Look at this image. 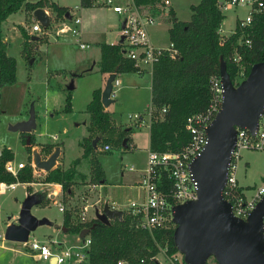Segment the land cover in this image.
<instances>
[{
	"label": "rangeland",
	"instance_id": "obj_1",
	"mask_svg": "<svg viewBox=\"0 0 264 264\" xmlns=\"http://www.w3.org/2000/svg\"><path fill=\"white\" fill-rule=\"evenodd\" d=\"M27 1L35 2L36 0ZM53 2L60 7H73L78 4V0H54ZM197 3L198 0H170L171 9L175 12L176 18L183 22L190 19V6ZM72 11L74 18L78 17L81 20L80 27L84 32L83 37L67 34L57 38L55 33L62 26L61 24H67V22L63 19L57 20L56 15L50 10L52 18L50 28L46 31L47 36H44L43 28L41 32L31 35L41 40L37 41L36 47L33 48L30 60L22 55L23 39L20 32L11 31L7 55L14 58L16 62V80L13 84L0 87V149L5 148L13 152L12 164L15 167L19 163L27 164L29 156L32 161V155L28 154L20 133L11 130L15 124L24 121L25 118L28 119L27 116L31 109L36 115V129L32 132L33 134L26 136L34 139L35 146L32 151H38L43 158H47L48 156L42 153V147L44 145L57 147L58 143H50L53 140L51 136L57 134L65 142V164L77 159L80 151L78 143L85 136L86 128L83 125L75 128L74 124L88 121V116L84 111L91 98V93L94 89L104 88L106 83L105 75L99 71L100 46L120 43V23L115 24V18L104 8L100 10L82 9V11L80 8H73ZM221 11L224 15L221 29L223 33L230 34L236 26V21L248 15L250 7L237 6ZM152 12L151 10L150 14L155 16L157 25L156 35L152 39L158 44H166L169 41L167 33L171 26L168 22L170 17L163 13L152 14ZM7 21L22 23L27 28L29 27V30L32 25L39 24L33 16H28L25 21L23 9L12 14ZM81 44L88 47L81 48ZM31 60H33L32 63H30ZM91 68H93L92 73L80 76L82 72ZM117 78L121 80L122 85L116 96L112 98L113 103L108 107L117 131L135 129L137 125L135 116H141L145 125L149 124L152 113L149 89L151 75L147 72L124 73ZM242 78L243 76L240 75L237 82H241ZM71 86L72 90H69ZM68 92L71 94V111L65 112ZM118 139L119 133H116L112 144L100 141V147L109 144L111 150L109 152L96 151L94 164L105 173V186L108 189L106 195L103 194L104 199L109 200L110 204L112 201L128 204L131 201L141 200L143 195L140 184L146 169L148 128L143 127L135 131L133 140L136 146L123 148L122 142H117ZM82 171L85 172V169L83 168ZM86 176L90 178L89 173ZM32 177L33 182L26 184L29 193L38 192L44 184L42 182L44 178L40 172L33 173L32 171ZM237 179L240 186L250 191L264 185V150L242 153ZM90 183L89 179L87 184ZM26 185L18 183L0 193V264H42L36 262L31 253L20 243L5 241L3 238L7 226L15 223L18 218L21 205L27 196ZM49 185L51 187L45 191L43 202L32 209V215L38 219H46L53 225L61 224L63 214L53 202L56 200L64 202L65 212L70 210L74 217L73 222H76L84 207L81 197L88 194L86 188L83 186L75 188L72 197L63 195L62 191L52 200L53 193L58 191L55 185ZM95 197L91 198V202H95ZM30 236L31 239L35 238L40 242L49 243L50 240L56 239L59 242H66L67 246L78 244L74 234L59 233L51 226H40ZM161 250L156 260L159 264H164Z\"/></svg>",
	"mask_w": 264,
	"mask_h": 264
},
{
	"label": "trees",
	"instance_id": "obj_2",
	"mask_svg": "<svg viewBox=\"0 0 264 264\" xmlns=\"http://www.w3.org/2000/svg\"><path fill=\"white\" fill-rule=\"evenodd\" d=\"M159 0H135L138 7L153 5ZM264 3V0H257ZM218 0H198L196 5H191V16L186 22L179 21L175 12L169 9L166 14L168 22V40L178 50L176 59L162 58L154 65L151 75V121L149 128V149L152 152L176 153L181 151L190 139L185 129L186 119L192 114L202 112L210 100V82L212 77H220L221 63L226 65V71L234 84H239L237 78L243 72L245 79L255 64L264 61V10L252 14V25L245 38L251 42L250 47L238 45L239 35L226 38L223 46L219 45L222 39L217 30L221 26L224 15L219 8ZM82 4L88 3L83 0ZM49 8L57 20L67 19L68 9L60 7L50 0H0V87L13 84L16 80V62L7 55V45L4 42L3 23L14 13L23 9L28 15L37 9ZM152 13H163L156 8ZM164 14V13H163ZM69 16V15H68ZM50 26L45 30H49ZM23 39L22 55L27 60L32 58V50L36 47L38 37L29 35L26 30L19 27ZM234 54L241 57L237 64L233 61ZM99 71L102 74L136 73L133 62L123 55V43L102 44L100 46ZM71 94L68 92L65 112L71 111ZM89 115V136L80 143L83 154L73 160L66 170L52 169L42 181L45 184H60L63 195L72 194V188L80 175L78 166L82 161H87L91 168L90 182L105 184L102 170L95 166L96 153L92 143L95 139L104 143L113 142V137L119 133L117 142H122L131 129L124 132L117 131L111 115L105 111L101 103V90L92 93V99L86 109ZM28 154L32 153L33 137L26 145L25 134H20ZM54 145H44L42 153L49 156ZM13 152L3 149L0 154V183L8 185L33 182L32 171L29 166L21 169L14 177L7 173L5 164L12 162ZM30 161V156H29ZM163 183L168 185L165 176ZM162 190H165L162 189ZM63 227L67 233L79 235L85 228H91L89 238V264H117L124 259L131 264H158L156 256L160 248L167 246L169 254L177 253L173 243L175 226L171 223L169 228L149 233L137 229L131 216H123L109 224L91 220L85 224L73 222L71 211L63 215Z\"/></svg>",
	"mask_w": 264,
	"mask_h": 264
},
{
	"label": "built area",
	"instance_id": "obj_3",
	"mask_svg": "<svg viewBox=\"0 0 264 264\" xmlns=\"http://www.w3.org/2000/svg\"><path fill=\"white\" fill-rule=\"evenodd\" d=\"M83 0H80L82 4ZM92 7L104 8L111 10L114 14L122 18L121 37L123 38V55L126 59L133 62L134 68L138 73L147 72L152 75L153 67L162 58L176 59L178 50L173 43H167L164 46H157L150 39V29L156 25L155 16L149 11L139 8L135 0H85ZM170 5V0H162L159 10L164 12ZM237 6H248L250 11L244 19L236 22L234 30L230 34L223 33L221 26L217 34L222 38L219 42L223 46L226 38L232 35H239L237 44L250 47L251 42L245 38L249 28L252 25V14L264 10V3L257 0H224L219 3L221 10H228ZM80 19L72 16L71 22L63 24L56 32L57 36L70 34H79ZM42 27L34 24L31 27V33L41 32ZM81 48H85L83 44ZM233 61L239 63L241 57L234 54ZM243 76V72H240ZM120 81L115 75L112 82L110 98H114ZM224 88L220 77H212L210 82V100L206 109L202 112L192 114L186 119L185 129L190 135L187 145L179 152H152L147 153L146 169L142 176L140 188L143 196L139 201H131L126 204L109 203L98 198L93 204L85 205L77 223L85 224L91 220H96V214L102 213L105 204H108L112 210L123 212V216H131L134 220L135 227L140 230L153 233L157 230L169 228L172 223V208L197 198V182L190 171V164L194 159L201 156L207 145L206 129L212 124L223 103ZM151 110V109H150ZM150 114V113H149ZM141 121V116L134 117ZM236 140L234 148L230 153L229 164L226 175V183L222 191L223 198L231 205V211L234 217L246 220L256 205L264 196V185L256 190L250 191L239 185L237 172L242 153L248 151L264 150V109L260 115L257 128L254 133L246 129L236 128ZM54 141L57 136L52 137ZM111 149L110 145H104L105 152ZM29 166L33 173L40 172L35 167L33 161L27 164L19 163L16 167L12 162L5 164V170L12 176H16L18 171ZM165 176L168 185L161 180ZM16 184L0 183V193L5 192L8 188ZM51 185L43 184L38 192L45 193ZM101 186L91 184L90 191H95ZM165 190H162L164 189ZM61 192V191H60ZM53 193L52 197H57L60 193ZM36 193V192H35ZM51 197V196H50ZM58 206L59 212L65 213V207L62 202H54ZM92 212V217L89 214ZM173 224V223H172ZM174 225V224H173ZM264 231V216L262 221ZM264 234V233H263ZM31 235V234H30ZM29 235L27 242L20 243L23 248L31 253L32 258L42 264H89V250L91 239L86 236L84 239L77 238L76 245L67 246L66 242H59L56 239L47 242H40L35 238L31 239ZM162 249L164 264H185L183 256L177 252L170 255L167 246ZM117 264H131L129 261L121 259ZM159 264V262H158ZM205 264H217L214 258H209Z\"/></svg>",
	"mask_w": 264,
	"mask_h": 264
},
{
	"label": "water",
	"instance_id": "obj_4",
	"mask_svg": "<svg viewBox=\"0 0 264 264\" xmlns=\"http://www.w3.org/2000/svg\"><path fill=\"white\" fill-rule=\"evenodd\" d=\"M68 15L67 19H70ZM32 16L43 29L49 27L50 18L43 9L35 10ZM114 79L115 74H110L101 94V103L105 108L113 102L110 93ZM220 79L224 88L221 109L206 129L205 150L190 164V171L198 184L197 198L172 208V223L175 226L173 243L185 264H205L209 258H214L217 264H264V196L248 218L241 220L233 216L231 205L222 195L230 153L236 140V128L254 133L263 113L264 61L253 65L247 77L237 85L232 82L222 62ZM35 129L36 115L32 109L26 121L11 127L12 131L25 135L32 134ZM96 142L92 143L94 148ZM26 143L29 145L30 136L26 138ZM122 146L127 148V139L122 141ZM59 152V147H55L46 159H42L41 154L33 150V164L48 173L55 168ZM41 193L26 196L16 222L6 228V241L27 242L29 235L40 226L59 228L46 219L32 215V209L43 202ZM122 217V211L112 210L108 204L104 205L102 213L96 214V220L105 224ZM91 229H83L79 238L84 239Z\"/></svg>",
	"mask_w": 264,
	"mask_h": 264
},
{
	"label": "crops",
	"instance_id": "obj_5",
	"mask_svg": "<svg viewBox=\"0 0 264 264\" xmlns=\"http://www.w3.org/2000/svg\"><path fill=\"white\" fill-rule=\"evenodd\" d=\"M37 1V0H36ZM51 2H53L54 0H50ZM161 1L162 0H160V1H157V2H155L153 5H142V6H140L139 8H141V9H143L144 11H149V12H151V10L153 9V8H156L158 11H161V10H159V6H160V3H161ZM63 7H65V8H67L68 9V14H69V17H70V19H68V21L69 22H67V23H70L71 22V19H72V16H73V8H75V9H78V8H80V10L82 11V9L84 10H88V9H101V8H95V7H92V6H90V5H84V4H81L80 3V0H78V4H76V5H74L73 7H68V6H63ZM169 9H171V5L170 6H168V7H166V9L164 10V15H166L168 12H169ZM45 12H46V14L49 16V18H50V25H51V15H50V9L49 8H45V9H43ZM106 10H108V9H106ZM80 11V12H81ZM109 11V13L115 18V21H114V23L115 24H117V23H120V25H119V28H120V30H119V34H120V36H121V29H122V18L120 17V16H118V15H116V14H114L111 10H108ZM25 12V11H24ZM153 14V13H152ZM28 16H32V14H30V15H28L26 12H25V21H27V17ZM80 19V18H79ZM237 22V21H236ZM64 24V23H63ZM63 24H61V25H63ZM49 25V26H50ZM80 25H81V20H80ZM80 25H79V27H80ZM41 26V25H40ZM157 25H155L154 27H152L151 29H150V39H151V41L153 40L152 38L153 37H155V35H156V32H157V27H156ZM19 27H22V28H24L25 30H26V32L29 34V35H32L33 33H31V30H29V27L27 28V26H24V24H16V23H13V22H9V21H7L6 20V23H4L3 24V27H2V29H3V36H4V42L6 43V45H8V40H9V38H10V35L12 34V32L11 31H16V30H18L19 31ZM78 27V28H79ZM10 33V34H9ZM46 33H48V32H45V35L44 36H47V34ZM83 34H84V32L82 31V29H81V27L79 28V37L80 38H82L83 37ZM65 35H67V34H65ZM167 35H168V33H167ZM55 36L58 38L59 36H57V34L55 33ZM122 38V37H121ZM154 41V40H153ZM152 41V43L153 44H155V45H157V46H164V45H166L167 43H169V41L168 42H166V44H158V42L157 41H154L153 42ZM120 43H121V41H120ZM119 44V43H118ZM111 45H113V44H111ZM100 62V61H99ZM93 72V68H91V69H89V70H87V71H84V72H82V74H80V76H83V75H85V74H88V73H92ZM145 72V71H144ZM144 72H142V73H144ZM130 74H141V72L140 73H138V72H136V73H130ZM103 75H105V77L104 78H106V81H107V79H108V77H109V75L110 74H103ZM119 75H123V74H119ZM119 75H116L117 77H119ZM119 81H120V87H121V85H122V83H121V80L119 79ZM105 85H106V83H105ZM105 85H104V88H105ZM72 87V86H71ZM104 88H102V89H94L93 91H95V90H101V94H102V91H103V89ZM150 100H151V81H150ZM71 90H72V88H71ZM93 91H92V93H93ZM92 93H91V98H90V100H89V102H88V104L90 103V101H91V99H92ZM113 103V102H112ZM88 104H87V106H88ZM111 105V104H110ZM109 105V106H110ZM87 106H86V109H87ZM86 109H85V113L87 114V112H86ZM104 109H105V111L106 112H108L109 113V110H108V107L107 108H105L104 107ZM87 116H88V121H83L82 123H75L74 124V126H75V128H78V127H80V125H83L85 128H86V134H85V136H83L82 137V139L80 140V142L78 143V147H79V149H80V151H79V156H78V158H80L81 156H82V154H83V148L80 146V143L83 141V139H85V138H87L88 136H89V132H88V126H89V115L87 114ZM27 117H29V116H27ZM51 117H52V115H51ZM142 118V117H141ZM27 119L25 118L24 119V121H26ZM136 124L137 125H135V129H132V128H129V129H131V131L129 132V134L127 135V148H129L130 146H136L135 145V143H134V140H133V135H135V131L137 130V131H139L141 128H143V127H147L148 128V134H149V128H150V123L149 124H147V125H145V123H144V119L142 118L141 119V121H136ZM65 131V130H64ZM66 131H68L67 129H66ZM33 134V133H32ZM54 136H57V140L56 141H54V140H52V142H50V143H58V146L57 147H59V149H60V152H59V156H58V158H57V160H56V166H55V168H60L61 170H66L68 167H69V165H70V163L69 164H65V162H64V159H65V142H64V140H63V138L61 139V137H59V135H54ZM54 136H51V139H52V137H54ZM97 142H96V148H94L95 149V151H97V152H100V151H104L103 150V147H104V145L102 146V147H100V145H99V143H100V141L98 140V139H95ZM105 145H109V144H105ZM110 147H111V145H110ZM126 148V149H127ZM5 149V148H4ZM3 149H0V151H2ZM111 150V149H110ZM109 150V151H110ZM150 149H149V142H148V150L147 151H149ZM109 151H107V152H109ZM12 152V151H11ZM105 152V151H104ZM14 155V154H13ZM42 159H46V158H43L42 157ZM14 160V159H13ZM13 162V161H12ZM54 168V169H55ZM85 169V172H83L82 171V169ZM86 168H87V172H86ZM78 172L80 173V175L78 176V178L76 179V181H75V185L73 186V188H72V191H73V193L72 194H69L68 196H70V197H72L73 196V194L75 193V188L77 189L78 187H80V186H83L84 188H86V190H87V192H88V194L87 195H83L82 197H81V201H82V205L83 206H85V205H89V204H93V202H91V198L92 197H95V201L98 199V198H101L103 201H109V200H105L104 199V196H103V194L104 195H106V191H107V187L105 186L106 185V178H105V173H104V171H102L103 172V175H104V182H105V184H102L103 182H101V184H98L99 186H101L99 189H96L95 191H90V185L91 184H94V183H90V184H87V182L89 181V179H88V177L86 176V174H90L91 175V168H90V166H89V163L87 162V161H82L81 162V164L78 166ZM40 174H41V176H43V178H45L46 177V172H44L43 173V171H40ZM44 180V179H43ZM20 184V183H19ZM23 185H26V184H23ZM53 185H55L56 186V190L57 191H61L62 192V186L60 185V184H53ZM26 191H27V195L28 194H33V193H29V188L27 187V185H26ZM35 193V192H34ZM43 196H45V193H41ZM90 195V196H89ZM95 195V196H94ZM143 196V195H142ZM52 200L53 199H55V198H51ZM93 200V199H92ZM56 200H53V202H55ZM60 202V201H59ZM64 202H62V204H63ZM111 203H115V205L116 206H118V208H116V209H119V203L118 202H115V201H112ZM70 211V210H69ZM64 215V214H63ZM89 216L90 217H92V212L89 214ZM73 220H74V217H73ZM9 226V225H8ZM59 226V228H55L54 226H51L53 229H55V230H57V231H59V233L60 232H63V233H67V230L63 227V222L61 223V224H59L58 225ZM64 229V230H63ZM54 231V230H53ZM76 236V241H77V238H78V236L79 235H75ZM89 236V235H88ZM3 238H4V236H3ZM5 240V239H4ZM6 241V240H5Z\"/></svg>",
	"mask_w": 264,
	"mask_h": 264
}]
</instances>
